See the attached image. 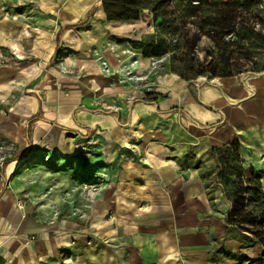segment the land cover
<instances>
[{"label": "rangeland", "instance_id": "374dc122", "mask_svg": "<svg viewBox=\"0 0 264 264\" xmlns=\"http://www.w3.org/2000/svg\"><path fill=\"white\" fill-rule=\"evenodd\" d=\"M253 12L258 20H255L252 34L227 35L220 46L201 35L194 54L183 44L176 43L180 35L182 40L193 38L195 27L190 23L185 27L189 34H177L180 23L171 22V26L166 28L161 23L171 21L170 18L166 16L154 22L149 9H143L136 21L115 22L117 24L111 27L122 28L121 32L114 31L117 34H135L134 40L144 44L161 42L159 51L162 54L144 57L130 41V47L146 60L147 66L139 78L126 70L123 73L127 80L140 81L133 85L140 88V92L138 90V94L135 92L125 102H107L94 97L93 102L86 104L82 99L69 114L70 125H64L53 117L54 99L59 94L52 96L47 92L48 88L41 86L42 80L57 67L63 49L59 47L61 51L58 53L39 57L26 47L23 54H15L0 45V203L10 202L9 205L20 212L22 219L43 223L51 239H58L56 253L52 258H46L49 262H72L74 258L90 256L89 249L100 246V242H107L106 237L92 232L89 212L101 201L102 195L116 185L119 180L117 165L125 160L150 169L159 181L156 187L178 191L173 206L176 221L185 219L186 200L182 197L195 199L197 194L206 197V210L194 215L191 222L205 224L204 237L208 241L205 244H208L206 249H209L210 259L218 249L224 250V241L231 239L239 246L233 254L236 264L264 261L263 248V253L251 256V260L243 255L244 249L260 245L252 240L249 232L227 221L233 201L249 186L245 180L251 178L252 172L264 192L261 181L264 171L247 167L240 152L237 155L231 147L199 145L197 138L188 134L185 127L186 124L197 125L187 117L183 107L177 105L164 109L161 106L160 102L168 97V93L160 90L158 84L160 77L171 75L184 81L190 90H195L216 85L217 80L224 77L221 75L223 68L230 71L232 77L245 79L260 73L264 51V8L261 1ZM88 14L92 16L94 12ZM84 24L81 21L75 26ZM218 48L229 53V58H220ZM203 58L210 63L206 65V61L203 65ZM198 64L202 66L197 70ZM78 75L82 80L85 73L82 71ZM181 75H194V78L185 80ZM64 93L67 94L66 91ZM21 101H27L23 107L19 106ZM31 101H34L32 108L28 104ZM80 112L87 117L83 116L79 121L77 115ZM123 132L128 135H123ZM147 132L151 134L149 138L145 136ZM146 142L166 149L162 160L152 165L147 161ZM163 172L166 174L164 178ZM261 209L258 203H247V210L256 215ZM104 218L110 220L111 214L106 212ZM118 233L124 236L121 225ZM94 234L97 237H92ZM90 236L92 238H87ZM36 238L35 233L27 236L31 241ZM180 251L181 248L177 250L179 258L182 257Z\"/></svg>", "mask_w": 264, "mask_h": 264}, {"label": "crops", "instance_id": "0c3cea01", "mask_svg": "<svg viewBox=\"0 0 264 264\" xmlns=\"http://www.w3.org/2000/svg\"><path fill=\"white\" fill-rule=\"evenodd\" d=\"M261 4L264 8V0ZM89 12L94 14L90 16ZM81 21L85 22L83 26H75ZM112 24L117 23L107 20L100 0H0V43H4L0 45L6 50L23 54L26 47L34 55L46 57L61 51L59 47L63 49L57 67L50 73L53 77L48 75L41 86L51 90L46 89L52 96L59 94L51 112L64 125H70L69 114L82 99L86 104L93 102L94 97L125 102L140 92L133 86L140 81L127 80L123 72L139 78L147 62L129 45L135 34H117L122 28L114 29ZM261 63L260 73L249 79L223 77L216 85L195 90L175 76L160 77V90L168 93L161 106L183 107L197 127L183 125L199 145L220 148L237 144L245 165L264 171V51ZM82 71L85 76L79 80ZM26 102L21 101L19 106ZM28 104L32 108L34 101ZM83 113L77 115L79 121ZM145 136L149 138L151 134L147 132ZM144 150L151 165L166 154L163 146L154 143L146 142ZM117 167L116 185L89 212L92 232L106 237V243L89 249L90 256L74 258L72 262H49L46 258L56 253L58 239H51L43 223L22 219L10 202H2L0 264H236L233 254L239 248L237 242L224 241V250L218 249L210 259L205 224L191 222L208 206L204 195L197 194L196 202L193 197H182L186 200L185 219H178L179 222L173 214L178 191L156 187L159 181L152 171L131 160ZM162 174V178L166 177L165 172ZM261 181L264 184V179ZM106 212L111 214L108 221L104 218ZM119 225L124 236L118 233ZM31 233L37 235L36 240H27ZM95 234L92 237H97ZM180 248L181 258L177 252ZM262 253L261 246H254L244 249L243 255L251 260Z\"/></svg>", "mask_w": 264, "mask_h": 264}, {"label": "trees", "instance_id": "16d2710c", "mask_svg": "<svg viewBox=\"0 0 264 264\" xmlns=\"http://www.w3.org/2000/svg\"><path fill=\"white\" fill-rule=\"evenodd\" d=\"M100 1L107 20L111 22L136 21L143 9H149L152 12V20L154 22L166 16L170 18L171 21L167 20L165 23H161V25L165 24L166 28L171 26V22L180 23L181 28L177 34H189L188 29H185V27L190 23L195 27V31L192 33L195 34L193 38L191 40L188 38L182 40L183 36L180 35L176 43L183 44L184 48H188L191 50V54H194L195 46L201 35L207 36L216 46H220L221 41L227 35L237 34L238 36V34H243L244 36L252 34L254 32L255 20H258L253 10L261 0ZM130 43L135 49H140L144 57L160 56L162 54L159 51L162 46L161 42L144 44L140 40H134ZM222 47L225 48V44ZM223 48H218L221 51L219 57L228 59L229 53H226ZM202 61L204 65L207 60L203 58ZM209 63L210 61H207L206 65ZM201 66L198 64L196 66L197 70ZM188 69L191 70L192 68ZM199 73L201 72L199 71ZM221 75L228 77L232 73L223 68ZM191 76L183 75L182 77L188 80L194 78V75ZM146 95L151 97L150 93ZM223 147H231L239 155L237 144L225 145ZM250 177V179L245 180V182L249 183V186H246L233 201L227 221L230 224H235L237 228L249 232L252 240L264 249V192L261 190L260 182L255 178L253 172ZM248 202L258 203L262 207L261 212L256 215L252 211H248Z\"/></svg>", "mask_w": 264, "mask_h": 264}]
</instances>
